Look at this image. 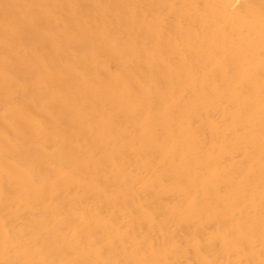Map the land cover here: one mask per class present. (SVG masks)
Here are the masks:
<instances>
[{"label": "bare ground", "instance_id": "bare-ground-1", "mask_svg": "<svg viewBox=\"0 0 264 264\" xmlns=\"http://www.w3.org/2000/svg\"><path fill=\"white\" fill-rule=\"evenodd\" d=\"M0 264H264V0H0Z\"/></svg>", "mask_w": 264, "mask_h": 264}]
</instances>
